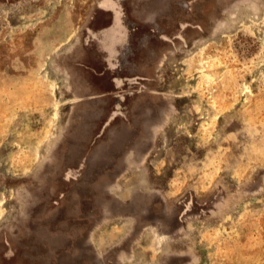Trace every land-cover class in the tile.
Returning a JSON list of instances; mask_svg holds the SVG:
<instances>
[{"label":"rangeland","instance_id":"obj_1","mask_svg":"<svg viewBox=\"0 0 264 264\" xmlns=\"http://www.w3.org/2000/svg\"><path fill=\"white\" fill-rule=\"evenodd\" d=\"M0 264H264V0H0Z\"/></svg>","mask_w":264,"mask_h":264}]
</instances>
